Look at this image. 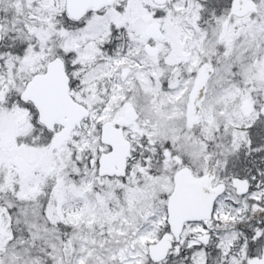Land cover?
Segmentation results:
<instances>
[{"label": "snow or ice", "instance_id": "1", "mask_svg": "<svg viewBox=\"0 0 264 264\" xmlns=\"http://www.w3.org/2000/svg\"><path fill=\"white\" fill-rule=\"evenodd\" d=\"M0 264H264V0H0Z\"/></svg>", "mask_w": 264, "mask_h": 264}]
</instances>
